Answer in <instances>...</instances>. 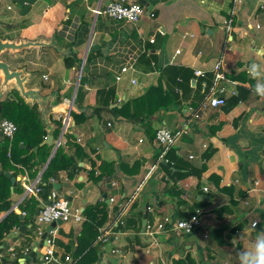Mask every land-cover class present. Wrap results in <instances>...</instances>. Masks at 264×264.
<instances>
[{
	"label": "crops",
	"instance_id": "crops-1",
	"mask_svg": "<svg viewBox=\"0 0 264 264\" xmlns=\"http://www.w3.org/2000/svg\"><path fill=\"white\" fill-rule=\"evenodd\" d=\"M109 1L0 0V37L43 43L4 51L7 56L0 59L10 69L30 74L26 88H36L42 96L57 92L54 101L57 97L60 101L53 106L51 99L42 103L44 114L40 113L44 120L61 119V131L50 142L52 150L61 145L74 158L73 172L87 191L83 195L65 171L51 179V190L70 196L72 206L79 209L105 199L106 194L107 221L100 231L110 228L117 238L96 242L98 258L93 264H171L186 255L196 264H238L239 249L233 246V239L243 237V248L264 230V0H144L145 13L135 24L94 13ZM229 17L231 29L226 32ZM225 36L229 49L222 47ZM216 62L221 63L225 76L243 72L254 80L251 84L244 81V75L236 80L226 76L216 84L215 90L225 99L237 85L250 87L241 101L227 112L210 105L196 109L192 100L196 81L191 79L189 97L169 110L161 109V119L151 121L153 129L187 122L186 133L174 146L190 164L205 168L199 178L189 175L178 180L180 193L174 194L168 189L174 180L163 168L160 148L148 139L143 124L114 116L106 104L119 106L158 83L170 91L171 80L162 72L167 65L207 73ZM94 107L100 108L96 114H92ZM71 111L84 112L87 118L75 124ZM238 116L241 118L233 122ZM66 133L97 164L112 162L114 173L99 182L88 180L89 162L73 156L75 147L66 145ZM211 171L219 174L220 184L232 186L231 192L214 184ZM19 178L24 190L12 195L13 210L31 195L26 194L25 185L33 181L25 175ZM255 180L258 186L253 184ZM132 202L133 210L142 211V220L149 224L164 216L187 217L192 207L199 210V224L188 234L165 227L152 238L141 229L140 234L131 228L116 230L114 225L129 215ZM253 221L255 230H250ZM80 225L62 223L55 227L56 237L73 247ZM17 234L15 229L5 237L8 245L2 254L8 259H13L9 249L20 245L21 237L11 241ZM38 242L34 236L30 247ZM112 248H118L120 255L112 253ZM61 251L57 247L59 257ZM37 252V260L20 264H37L41 249Z\"/></svg>",
	"mask_w": 264,
	"mask_h": 264
},
{
	"label": "trees",
	"instance_id": "trees-1",
	"mask_svg": "<svg viewBox=\"0 0 264 264\" xmlns=\"http://www.w3.org/2000/svg\"><path fill=\"white\" fill-rule=\"evenodd\" d=\"M132 36L136 37L137 34L132 32ZM162 72L171 80L172 88L170 91L163 88L161 83H158L157 85L144 89L141 94L122 101L119 106L109 107L106 104V109L112 112L114 116L127 121L142 123L147 130L149 140H153L155 136V129L150 126L151 121L161 119L159 114L161 109L169 110L173 105H179L181 99L186 100L189 97L192 89L190 86L191 79L196 81L194 94L192 95V100L196 103V109L202 106L213 82L212 72H204L202 76H195L194 71L186 66L167 65L163 68ZM243 75L245 77L244 81L249 80L251 84L254 82L250 77L247 76L246 78L243 72L239 74H226L232 80L240 79ZM174 87H177L178 90H174ZM249 89L250 87L237 85L234 92L220 106L221 110L224 112L229 111L247 95ZM9 95H12L13 98H10ZM59 101L57 97L54 104ZM99 109V107H94L92 114H96ZM71 115L75 124H80L87 118L84 112L71 111ZM2 118L13 121L17 126V130L11 139H5L0 144V214L5 213L0 219V264H8L9 262L7 255L2 254L5 249L3 246L5 237L18 228L20 225L19 215L21 212H24V224L26 223L27 226L31 225V227H27V233L24 232L20 238V245L15 246L13 249L15 255L13 260L17 264H20L24 256V249L28 248L29 251L31 250L30 243L34 240V214L40 207V202L45 200L51 192V179H55L60 171H65L67 177L73 180L77 188H83L84 183L77 180L75 172H73L74 158L61 145L56 148L46 167L39 174V171L48 160L53 147L51 143L43 142L47 136V126L52 125L51 135L53 138H56L62 128L61 119L49 117L48 120H44L37 104L25 101L15 88H11L4 96L0 94V119ZM240 118L241 116L236 117L233 119V122H237ZM220 124L216 125L214 129L219 127ZM65 135L68 148L71 146L75 147L73 156L81 157V159L89 162L88 180L99 182L114 173L115 168L112 162L102 161L100 164H97L84 148L70 141L73 135L69 133ZM176 150L175 146L169 147L161 157V160H164V164L161 163L163 164L165 172L174 180L168 189L174 194H179L181 188L177 186L176 182L189 175H195L199 178L205 171V168L190 164L186 159L179 156ZM96 171H98L97 174H95ZM7 173L10 175H7ZM19 175H25L31 181L39 176L37 183L39 191L35 196H25L18 204L17 210H13L11 208L12 195L14 193L22 194L24 188L21 180L15 181L12 185L10 177ZM209 175H212L211 179L214 180V184L219 189L231 192V185L226 186L220 184L219 174L211 171ZM178 202L182 201L179 200ZM198 202H201V200ZM134 207L135 202H132L130 213L123 218V223L120 224L117 222L114 225L116 230L131 228L137 234H140L143 212L133 210ZM195 210L194 207L189 208L186 215L189 216L195 213ZM82 213L84 220L80 225L73 247L71 244L62 243L56 237L55 253L57 254V247L60 246L62 248L60 261L56 264H62L65 256H69L66 264H93L98 258V250L95 244L99 241L97 237L100 234V229L107 221L108 204L105 199L94 203H86L82 209ZM59 232L61 233V230ZM37 257L38 252L34 254V261L37 260ZM171 264L196 263L194 259L186 255L183 258L174 260Z\"/></svg>",
	"mask_w": 264,
	"mask_h": 264
},
{
	"label": "built area",
	"instance_id": "built-area-1",
	"mask_svg": "<svg viewBox=\"0 0 264 264\" xmlns=\"http://www.w3.org/2000/svg\"><path fill=\"white\" fill-rule=\"evenodd\" d=\"M237 1L238 0H233L234 3ZM93 11L95 14H102L115 21L135 24L144 15L145 8L136 0H111L107 2L103 7H98ZM230 24L231 18L229 17V20L225 25L226 32H230ZM150 40L152 41L153 39ZM227 42V36H225L224 41L222 42V47L229 49ZM212 73V86L210 87L209 94L204 99L202 106L210 105L212 107H220L224 104L225 97L221 95L220 91L215 90V86L219 81L226 80V76L220 62H216L213 65ZM194 75L202 76L203 72L201 70H194ZM132 81L134 82V80ZM192 115L193 117L198 116L197 112H194ZM187 128L188 123L185 122L183 125L177 127L161 125L155 129V136L153 141L160 148V157L163 156V154L168 150L169 147L176 144L179 138L186 133ZM16 130L17 126L13 121L7 118L0 119V144H2L5 139H11L14 136ZM59 144L60 142L58 141L56 145ZM189 157H192V155H189ZM38 180L39 176H37L33 180L31 185H25L26 194L36 195L38 193ZM253 184L255 186H258V180H255ZM203 190H206V187H204ZM46 200L48 201V203L45 202ZM112 200L113 198L110 197L109 201ZM131 200L132 199L129 198V201ZM38 210L39 212L34 219L35 229L33 231V234L35 238H39L45 227L57 220H60L62 223L73 224H81L84 220L82 209L73 207L71 202L66 197L61 196L56 190H51L48 197L40 202V207L38 208ZM22 214H24V212H22ZM119 223L122 224V220H120ZM253 223L256 224L255 221H253L252 224ZM198 224L199 210H195V213L184 218L172 219L168 216H164L161 220L157 221L154 224L145 223L143 233L149 237H153L155 236V234L163 231L165 227H168L179 233L188 234L196 226H198ZM56 236V229L54 227L48 232L46 243L41 249V254L37 264H56L60 261L59 255L55 253ZM97 238L99 241L107 243L112 241V239H116L117 233L115 231H112L110 228L102 229ZM26 251L27 249H25L24 253H26ZM111 252L120 255V250L118 248H112ZM9 253L10 258H13L14 254L12 248L9 249ZM11 260L8 264H16ZM67 260H69V256L64 257V261Z\"/></svg>",
	"mask_w": 264,
	"mask_h": 264
},
{
	"label": "water",
	"instance_id": "water-1",
	"mask_svg": "<svg viewBox=\"0 0 264 264\" xmlns=\"http://www.w3.org/2000/svg\"><path fill=\"white\" fill-rule=\"evenodd\" d=\"M138 2H140L141 4H145L144 0H136ZM3 26L2 21L0 20V27ZM43 44L41 42L38 41H21V42H15L14 40H9V39H2L0 37V54L3 53L4 51H9V52H13L15 50H20L22 48L25 47H29L31 45H40ZM30 74L28 73H23V70H18V69H10L9 64L5 61L0 59V94L4 93V92H8L11 88H15L18 90L19 94L24 98V100L27 101H31V102H36V104L39 107V110L42 114H44V108L42 106V103L47 102L48 100L51 99V101H54V97L57 96V92L52 93L50 95H46V96H42L38 93V90L36 88H26L24 86V83L26 82L27 78L29 77ZM10 84H13L12 87H10ZM10 98H13L12 95H9ZM50 101V102H51ZM55 105L54 102L50 103V106ZM73 106L75 107V104H73ZM50 129L51 127L48 126L47 128V136L45 138V140L43 141L44 143H50L52 141V136L50 135ZM54 152V149L52 150L48 160L46 161V164L44 167H46L49 159L51 158L52 154ZM161 162L164 164V160L162 159ZM74 170V167H73ZM7 175H10L9 173H7ZM11 184L13 185L15 181L19 180V176H11ZM78 179L80 180L81 177H78ZM107 181V187L110 188L111 184H110V179L106 178L105 179ZM51 185V184H50ZM56 189V188H54ZM86 188H82V194L85 195L86 194ZM66 197L68 200H71L70 196H64ZM103 198L106 199V194H103L102 196ZM107 200V199H106ZM85 202V200H83ZM46 203H48V201H45ZM39 212V210L37 209L35 211V215H37ZM19 219H20V225L18 226L17 230H18V234L17 236L12 238V242H15L18 238H20L23 233L25 232V224H24V216L22 214L19 215ZM34 221V218H33ZM145 220H142V224H141V231H144V226H145ZM62 222L60 220H57L55 222H52L51 224L47 225L44 229V231L42 232V234L39 236L38 238V244L33 246L31 248V250L28 252V254L23 258V261L21 260V263H23L24 261H30L33 259L34 254L38 251L39 248H41L45 243H46V238L48 237V232L58 226L61 225ZM28 228L31 227L27 226ZM8 245V243H4V247H6Z\"/></svg>",
	"mask_w": 264,
	"mask_h": 264
},
{
	"label": "clouds",
	"instance_id": "clouds-1",
	"mask_svg": "<svg viewBox=\"0 0 264 264\" xmlns=\"http://www.w3.org/2000/svg\"><path fill=\"white\" fill-rule=\"evenodd\" d=\"M250 230H255V223L251 225ZM243 237L233 239V246L239 249L238 264H264V230L258 231L255 238L245 247H240V241Z\"/></svg>",
	"mask_w": 264,
	"mask_h": 264
},
{
	"label": "bare ground",
	"instance_id": "bare-ground-1",
	"mask_svg": "<svg viewBox=\"0 0 264 264\" xmlns=\"http://www.w3.org/2000/svg\"><path fill=\"white\" fill-rule=\"evenodd\" d=\"M57 109H58V108H57ZM57 109H56V110H57ZM59 110H60V109H59ZM21 214H22V212H21ZM22 215L24 216V214H22ZM35 216H36V215H35ZM34 219H35V217H34ZM42 247H43V246H42ZM42 247L39 248V249H42ZM25 249H27L26 253H24ZM25 249H24V251H23V255H24V257H25V256L28 254V252H29L28 248H25ZM39 249H38V250H39ZM36 253H37V252H36ZM13 254H14V253H13ZM24 257H23V258H24ZM14 258H15V255L13 256V259H14ZM23 258H22L21 260H23ZM33 258H34V256H33ZM13 259H12V260L9 259V262H10V260L13 261V262H15ZM9 262H8V263H9ZM20 262H21V261H20ZM15 263H16V262H15Z\"/></svg>",
	"mask_w": 264,
	"mask_h": 264
},
{
	"label": "rangeland",
	"instance_id": "rangeland-1",
	"mask_svg": "<svg viewBox=\"0 0 264 264\" xmlns=\"http://www.w3.org/2000/svg\"><path fill=\"white\" fill-rule=\"evenodd\" d=\"M6 56H7V53H6V52H3L2 54H0V57H1V58H4V57H6ZM5 93H6V92H4L2 96H4ZM34 229H35V225H34ZM150 238H152V237H150Z\"/></svg>",
	"mask_w": 264,
	"mask_h": 264
}]
</instances>
